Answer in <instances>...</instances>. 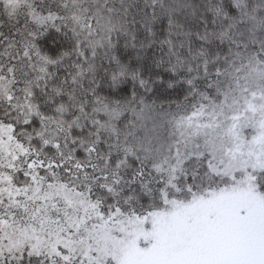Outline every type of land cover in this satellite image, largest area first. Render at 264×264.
<instances>
[{"label": "snow or ice", "instance_id": "1", "mask_svg": "<svg viewBox=\"0 0 264 264\" xmlns=\"http://www.w3.org/2000/svg\"><path fill=\"white\" fill-rule=\"evenodd\" d=\"M0 264H264V0H0Z\"/></svg>", "mask_w": 264, "mask_h": 264}, {"label": "trees", "instance_id": "2", "mask_svg": "<svg viewBox=\"0 0 264 264\" xmlns=\"http://www.w3.org/2000/svg\"><path fill=\"white\" fill-rule=\"evenodd\" d=\"M50 34L55 35L52 30H50ZM40 43L44 50L52 56L58 55L60 51L70 46V42H68L63 36H59L58 43L54 47H50V35L42 37Z\"/></svg>", "mask_w": 264, "mask_h": 264}]
</instances>
